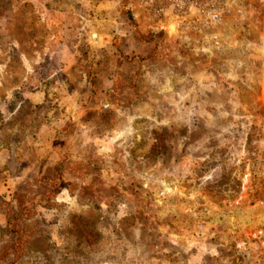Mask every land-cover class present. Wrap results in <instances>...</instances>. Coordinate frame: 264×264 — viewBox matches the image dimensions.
Wrapping results in <instances>:
<instances>
[{"label":"rangeland","instance_id":"obj_1","mask_svg":"<svg viewBox=\"0 0 264 264\" xmlns=\"http://www.w3.org/2000/svg\"><path fill=\"white\" fill-rule=\"evenodd\" d=\"M133 3L0 0V264H264V0Z\"/></svg>","mask_w":264,"mask_h":264},{"label":"built area","instance_id":"obj_2","mask_svg":"<svg viewBox=\"0 0 264 264\" xmlns=\"http://www.w3.org/2000/svg\"><path fill=\"white\" fill-rule=\"evenodd\" d=\"M138 3L147 12L150 23L165 27L171 20L175 29L189 32L220 24L232 12L242 13L238 0H138Z\"/></svg>","mask_w":264,"mask_h":264},{"label":"crops","instance_id":"obj_3","mask_svg":"<svg viewBox=\"0 0 264 264\" xmlns=\"http://www.w3.org/2000/svg\"><path fill=\"white\" fill-rule=\"evenodd\" d=\"M133 4H134V6L135 7H132L134 10H135V13L138 15V14H140V16H141V18L143 17V20L144 21H146L147 22V25L149 24V22L147 21V14H146V12H145V9L142 7V6H140L139 5V3H138V0H133ZM144 25L146 24V23H143ZM152 24H153V22H152ZM154 25V24H153ZM149 26V25H148Z\"/></svg>","mask_w":264,"mask_h":264}]
</instances>
